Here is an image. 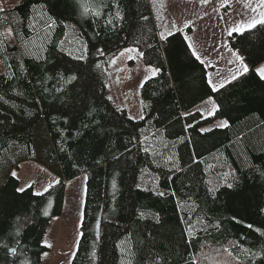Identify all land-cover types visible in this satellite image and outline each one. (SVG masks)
<instances>
[{
	"label": "trees",
	"instance_id": "trees-1",
	"mask_svg": "<svg viewBox=\"0 0 264 264\" xmlns=\"http://www.w3.org/2000/svg\"><path fill=\"white\" fill-rule=\"evenodd\" d=\"M82 2L90 6L88 15H82L76 0H14L0 8V235L14 218L30 217L23 247L32 264H41L48 250L43 237L51 218L62 213L65 184L85 174L80 238L71 264H155L157 257L167 264H253L241 249L264 253V236L256 231L264 232V156L245 152L244 144L237 147L236 136L246 125L255 128V121L264 120V80L255 72L264 62V24L228 35L229 48L250 71L210 93L206 66L192 56L184 33L174 31L160 40L149 0H118V9L117 0ZM117 10L123 21L108 25ZM96 11L101 15H93ZM51 20L52 40H63L66 51L48 45L47 60L37 61L25 54L23 41L35 35L31 24L39 21L37 28H42ZM7 28L11 37L3 33ZM82 46L87 47L86 62L66 54L78 55ZM130 47L144 53L145 65L159 69L139 88V119L130 118L108 88L109 61ZM97 49L105 55H97ZM61 74H78L76 87L64 85ZM85 83L92 85L86 100ZM209 93L219 111L205 116L196 106ZM217 120L230 127L206 128ZM256 132L253 140L259 145L264 133ZM149 145L172 155L176 167H157L153 161L162 156L145 153ZM9 152L17 162L52 168L59 183L41 196L32 186L17 191L19 180L11 174L16 166L6 170L1 165ZM228 171L234 179L224 177ZM189 205L196 211L189 212ZM198 218L220 227L205 232ZM127 241L134 253L130 257L116 247L127 248L122 243ZM5 259L0 251V264ZM255 264H264V256Z\"/></svg>",
	"mask_w": 264,
	"mask_h": 264
},
{
	"label": "rangeland",
	"instance_id": "rangeland-1",
	"mask_svg": "<svg viewBox=\"0 0 264 264\" xmlns=\"http://www.w3.org/2000/svg\"><path fill=\"white\" fill-rule=\"evenodd\" d=\"M13 3L14 0H0V8L6 9ZM149 3L159 36L161 33L166 36L174 31L183 32L192 45L191 49L202 58L208 78L215 83H229L233 73L241 67V62L245 64L241 55L229 48L228 35L241 26L242 31L253 27L252 21L260 19L259 0H149ZM253 8L257 11H252ZM9 29L4 30L5 36ZM128 49L136 48L123 49L121 52L124 54L119 52L112 66L109 61L108 88L112 100L124 107L130 117L139 119V88L152 75L154 68L143 63L137 49L131 53ZM260 66H264V62L257 67ZM199 105L197 109L210 116L212 105L204 102ZM223 121L217 120L206 128L215 127ZM9 154L11 152L3 158L1 165L6 170L10 166L17 167L12 169V173H16L14 177L19 180V189L32 186L34 192L44 193L59 179L52 168H49L50 172L46 166L34 161L17 162L18 159ZM85 181L86 176L82 174L65 184L62 213L51 218L43 237L42 243L48 250L42 255L41 264H71L80 238Z\"/></svg>",
	"mask_w": 264,
	"mask_h": 264
},
{
	"label": "snow or ice",
	"instance_id": "snow-or-ice-1",
	"mask_svg": "<svg viewBox=\"0 0 264 264\" xmlns=\"http://www.w3.org/2000/svg\"><path fill=\"white\" fill-rule=\"evenodd\" d=\"M102 2V0H101ZM77 5L82 8V15H88L89 14V4L88 3H84L82 2V0H76ZM116 7L117 9L119 8V4H118V0L116 3ZM259 8L261 9L259 16L260 19L256 20L254 19L252 21V25L254 26L256 23H260V24H264V0H259ZM252 11H257V9L253 8ZM37 15L39 16L40 14L37 13ZM93 15L95 16H100L101 13L99 11H96L93 13ZM124 17L121 14V11L117 10L115 12V16L112 19H109L107 21L108 25H112L114 22H121L123 21ZM144 20H147L148 17H143ZM39 23V21H36L35 23L30 25V29L31 31L35 34L33 36V38L30 41H23V48L25 50V54L34 58L37 61H46L47 60V56L45 55L48 52V45H53L54 47L58 48L61 52H65V42L63 40L53 42L52 40V35H53V31H54V25H55V21L51 20V22L47 23L45 26H43L42 28H37V24ZM174 27V25H173ZM243 26H241L240 28H236L233 29L232 31H242ZM232 31L229 32V35H232ZM171 34V33H170ZM8 36L11 37L12 36V30L9 29L8 30ZM21 39L23 40V37H21ZM37 39H39L41 42L37 43ZM167 37H165V35L163 33L160 34V40H166ZM2 43V42H0ZM189 48H192V45L189 44L188 45ZM77 51L79 52L78 55L74 54L73 51L68 50L66 52V54L71 57V59L75 60V61H81V62H86L87 61V47L86 46H82V50L81 49H77ZM129 53L133 52V51H137L136 49H128L127 50ZM97 55L99 56H104V50L102 49H97L96 50ZM124 53L121 52V55H123ZM138 56H140L141 58H143L144 53L138 52L137 53ZM192 56H194L198 61H200L201 63H203V60L200 56L197 55L196 51L193 49L192 50ZM129 58L131 59L132 57L129 56ZM5 59H8L7 56H5ZM239 59V57H238ZM115 59L110 60V66L115 64ZM9 67H12L11 65H9ZM74 67H78V65H74ZM96 68H100L101 65L99 63H97L95 65ZM20 68L21 70H23L24 65L21 62L20 64ZM159 71V69H152V76H155L156 73ZM250 71L249 66H247L246 64H243V62H241V67L235 72L233 73L232 77H231V81H235L237 80L240 76L247 74ZM255 72L256 74L259 76V78L261 80H264V66H260V67H256L255 68ZM60 80L63 82L64 85H73V87H76V84L74 82H77L79 79V75L78 74H70L67 78H65L63 76V74L60 75ZM49 79H52V77H49ZM229 81V82H231ZM207 86L210 90V93H214L219 91L220 89L225 88V84L224 83H215L211 78H208L207 81ZM92 87V85H89L87 83H85L84 85V99H87L88 96V91L89 89ZM58 91L60 89H57ZM209 93V95L207 96L205 101H202L204 103H209L212 105V112L209 113L214 114L216 111H219V107L216 104L215 100L211 97V94ZM0 99H3V97H0ZM5 103H7V101H4ZM201 111V114H203V111ZM131 118V117H130ZM142 118V117H141ZM3 121H0V123H2ZM217 127L222 128V129H227L228 127H230V124L227 121H223L221 123H219L217 125ZM256 129H259L260 133H264V120H257L255 121V128L252 127V125H246V130H244L241 133H238L236 136V146L238 147L240 144H244L245 148V152H249V153H255L256 151L260 152V155L264 156V136H260V143L259 145L257 144L256 141L253 140V137H256L258 134L256 132ZM249 133H251V135H249ZM153 136H156L157 133H153ZM145 139H147V137H145ZM138 143H140L139 141H137ZM165 148L168 147L167 144L164 145ZM130 151V150H129ZM143 151L145 153H151V155L153 157H157V156H162L161 160H154L153 162L156 164L157 167H160L161 165H163L164 167H167L169 165V163L172 164V167L175 168L176 167V162L173 160V156L172 155H166V154H162L161 152L154 150L151 148V146H145L143 148ZM121 155H123V153H121ZM112 158L113 160L119 162L120 160V156L116 155L115 153L112 154ZM245 163H247V161H244ZM179 170V169H178ZM257 171H260L259 169H257ZM13 176L16 175L15 172L12 173ZM224 177L227 178L228 176L232 175L233 179L235 178L234 173H232L231 171L228 172H224ZM260 175L264 176V171H260ZM55 183H59L58 180L55 181ZM116 181L113 180L112 181V187L116 188ZM229 188L232 187V184H228L227 185ZM48 189L46 188L44 191H47ZM17 191L19 192H23L24 189L20 188L17 189ZM36 196H41L43 195L42 192H35L34 193ZM159 195L163 196V193H159ZM188 211L189 212H195L196 208L194 206L189 205L188 206ZM42 214L44 216L48 215L47 211H43ZM144 213H140L141 218L144 217ZM192 221V217L191 215L188 216V222H189V228L188 231L189 233L192 231L194 225L191 223ZM31 222V218L28 216H18L16 218H14L13 222L9 223L8 225V230L6 233H4L3 235H0V251H3L5 254V264H32L30 258L27 256L26 250L23 247V242H22V237L24 235L25 230L27 229L29 223ZM157 222H159L157 220ZM197 223H200L203 225L202 230L207 232L209 227H214L216 229H219L220 225L219 224H215L212 225L210 223H205L203 220H200L198 218ZM249 227H252L251 225H249ZM256 231L261 235L264 236V232H262L260 229H256ZM122 243H127L128 247L127 248H121L120 244H117L116 247L118 249L121 250V253L123 256H132L134 255V253L132 252L131 249V243L130 241L127 242H122ZM234 243V242H233ZM15 244L16 246L13 247L12 245ZM50 247V245H47ZM219 251V250H218ZM241 251H243L244 253L247 254V256L249 257V259H251L253 261V264H255V260L258 258H261L262 256H264V253L261 252H252L250 249H245L242 248ZM223 253H226L228 257H233L236 260H239V257H234V254L232 253V251L230 250V248H224L223 249ZM93 256H96V252L95 250L93 251ZM8 257H11V259H7ZM205 259H207V257H205ZM155 264H167L166 260L157 257ZM187 264H198L197 261L195 260H189L187 262ZM221 264H230V262L228 260H224L221 262Z\"/></svg>",
	"mask_w": 264,
	"mask_h": 264
},
{
	"label": "crops",
	"instance_id": "crops-1",
	"mask_svg": "<svg viewBox=\"0 0 264 264\" xmlns=\"http://www.w3.org/2000/svg\"><path fill=\"white\" fill-rule=\"evenodd\" d=\"M119 54H117L113 59L117 58ZM152 76V75H151ZM207 77H208V70H207ZM200 105H197L196 108H198ZM140 110H141V106H140ZM50 171V170H49ZM51 172V171H50ZM12 174V171H11Z\"/></svg>",
	"mask_w": 264,
	"mask_h": 264
},
{
	"label": "bare ground",
	"instance_id": "bare-ground-1",
	"mask_svg": "<svg viewBox=\"0 0 264 264\" xmlns=\"http://www.w3.org/2000/svg\"><path fill=\"white\" fill-rule=\"evenodd\" d=\"M216 128V127H215Z\"/></svg>",
	"mask_w": 264,
	"mask_h": 264
}]
</instances>
